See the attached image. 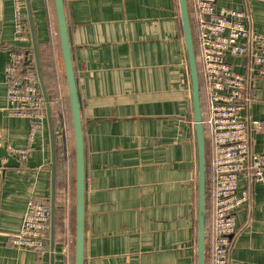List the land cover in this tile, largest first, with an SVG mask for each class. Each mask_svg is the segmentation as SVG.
Segmentation results:
<instances>
[{"label": "crops", "instance_id": "1", "mask_svg": "<svg viewBox=\"0 0 264 264\" xmlns=\"http://www.w3.org/2000/svg\"><path fill=\"white\" fill-rule=\"evenodd\" d=\"M29 1L41 72L61 100L58 111L51 110L57 160L53 264H74L75 149L55 7L53 0ZM63 1L84 140V264H196L197 147L178 1ZM225 8L247 12L251 29L264 35V0L215 1L216 12ZM22 14L26 18L25 7ZM14 24L13 0H0V147L9 154L26 146L29 131L27 119L6 110L9 52L31 51L30 37L14 40ZM229 63L241 74L250 68L245 56ZM241 103L250 128L263 123L249 134L250 149L262 153L264 77H251ZM211 152L205 134L206 174ZM18 161V168H0V264H49L48 248L36 254L10 242L30 200L49 206L46 118ZM237 186L247 199L235 214L230 264H264V184L241 178ZM206 193L209 251L212 201Z\"/></svg>", "mask_w": 264, "mask_h": 264}, {"label": "built area", "instance_id": "2", "mask_svg": "<svg viewBox=\"0 0 264 264\" xmlns=\"http://www.w3.org/2000/svg\"><path fill=\"white\" fill-rule=\"evenodd\" d=\"M215 1L191 0L188 9L202 78V124L212 147L207 166L212 201L209 260L210 264H230V248L237 234L235 214L247 199L246 191L237 193L238 180L264 184V152H253L249 142L251 129L261 131L263 123L255 122L250 128L246 116L240 115L249 80L264 77V35L251 29L247 12L228 8L216 12ZM13 5L14 40L28 42L23 1L13 0ZM242 56L250 62L246 74L235 72L229 63V58ZM24 61L22 52L14 49L9 52L4 71L6 110L13 117L29 121L26 146L11 151L18 160L26 158L45 121L37 77ZM49 226V206L30 200L21 229L10 242L18 249L43 254L48 248Z\"/></svg>", "mask_w": 264, "mask_h": 264}, {"label": "water", "instance_id": "3", "mask_svg": "<svg viewBox=\"0 0 264 264\" xmlns=\"http://www.w3.org/2000/svg\"><path fill=\"white\" fill-rule=\"evenodd\" d=\"M179 16L183 29V39L186 48L189 67V81L191 87V102L193 109V122L195 127L197 147V223H196V264H205V221H206V158H205V133L202 124L203 112L200 98L199 70L196 61L192 28L190 24L188 1L177 0ZM60 50L63 60L64 75L67 87V98L71 114L73 141L75 149V239H74V264H84V140L79 109V101L75 83V75L68 41L65 8L63 0H53ZM26 21L29 31L31 53L26 52L27 61L34 64L40 93L44 102L46 125L49 142V173H50V226L48 238L49 264H53L54 239H55V175L56 152L55 134L51 113V105L45 82L41 72L38 45L35 36L31 6L29 0H24ZM5 160L4 163L2 161ZM19 161L7 152L6 146L0 147V168H18Z\"/></svg>", "mask_w": 264, "mask_h": 264}, {"label": "trees", "instance_id": "4", "mask_svg": "<svg viewBox=\"0 0 264 264\" xmlns=\"http://www.w3.org/2000/svg\"><path fill=\"white\" fill-rule=\"evenodd\" d=\"M27 33L29 34V31H28V26H27ZM194 49H195V54H197V50H196V47L194 45ZM22 52L23 56H24V66L26 68H30L34 71L35 73V70H34V64L31 62L29 63L27 61V55H26V52L24 50H19ZM28 53H31V51H29ZM42 75H43V79H44V82H45V87H46V90H47V94H48V97H49V101H50V105H51V110L53 113H56V111H58L59 109V106H60V101L61 100H58L56 98V93H57V90H56V86L54 85V82L53 84H50L49 82H47V78L46 76H44V73L42 72ZM199 81H200V98H201V108L203 109V106H204V97H203V90H202V78H201V74H200V71H199ZM70 111V109H69ZM53 120V119H52ZM55 126V122L53 120V127ZM55 134V132H54ZM56 149V148H55ZM56 163H57V160H56ZM208 184V183H207ZM208 190V185H207V188H206V192ZM207 195V193H206ZM46 203V202H45ZM47 204V203H46ZM206 204V203H205ZM55 215H56V211H55ZM56 218V217H55ZM55 227H56V222H55ZM205 264H210V260H209V251L205 249Z\"/></svg>", "mask_w": 264, "mask_h": 264}]
</instances>
